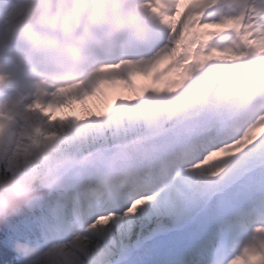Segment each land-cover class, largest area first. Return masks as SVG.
<instances>
[{
  "label": "snow or ice",
  "instance_id": "6c2138e0",
  "mask_svg": "<svg viewBox=\"0 0 264 264\" xmlns=\"http://www.w3.org/2000/svg\"><path fill=\"white\" fill-rule=\"evenodd\" d=\"M154 40L126 45L76 83L26 110H0V177L65 158L97 157L66 173L71 197L44 193L15 218V240L44 253L16 264H118L127 222L175 210L182 189L214 195L215 181L247 177L246 215L264 221V99L238 105L264 85V0H146ZM17 35H20L19 31ZM64 110L79 112L68 115ZM63 113V114H60ZM213 157H220L204 167ZM110 161H124L123 185L86 195ZM229 264H264V223Z\"/></svg>",
  "mask_w": 264,
  "mask_h": 264
},
{
  "label": "clouds",
  "instance_id": "9594fccd",
  "mask_svg": "<svg viewBox=\"0 0 264 264\" xmlns=\"http://www.w3.org/2000/svg\"><path fill=\"white\" fill-rule=\"evenodd\" d=\"M146 0H0V58H5L23 84L24 92L12 107L26 110L25 101L45 98L59 88L83 79L93 61L123 50L126 45L154 40L157 20L144 7ZM19 31L20 35H17ZM0 71V88L9 81ZM250 95L238 105L251 108L264 99V85L252 83ZM9 106L0 104V110ZM97 157L65 158L40 170L0 177V224L33 211L44 193L71 197L66 173L94 167ZM124 161H110L86 195L98 196L115 182L123 185L128 169ZM13 250L29 260L44 256L39 249L17 241ZM43 264H52L45 259Z\"/></svg>",
  "mask_w": 264,
  "mask_h": 264
},
{
  "label": "bare ground",
  "instance_id": "6f19581e",
  "mask_svg": "<svg viewBox=\"0 0 264 264\" xmlns=\"http://www.w3.org/2000/svg\"><path fill=\"white\" fill-rule=\"evenodd\" d=\"M68 115L70 114L68 113ZM219 159L220 157H213L204 167H210ZM226 175L228 176V174ZM214 183L219 184L222 189L214 195L202 193L194 187L182 189L183 195L175 209L183 211L185 205H193L198 215L197 223L190 228L191 236L185 247L178 249L169 245L159 246L166 254V258L162 259L153 250L147 252L146 246L151 241L153 242L162 233H166L172 228L173 218L169 220L163 217H153L152 222L149 220L146 227H141V216H138L134 218L135 221L132 220L129 223L131 224L128 231H131L130 234L122 237L119 249L122 264H168L175 260L188 264L186 258L195 257V254L196 258L201 257L205 264H224L227 258H232L253 233L251 222L247 221L249 218L245 214L251 201L250 204L240 206L244 208L241 212L240 207L221 204L217 202V196L224 191L228 180L227 182L215 181ZM210 203H212V208L209 210ZM184 213L186 214V212ZM240 218L243 220H239ZM225 232L229 234V239L222 237ZM135 252L145 255L136 258L134 257Z\"/></svg>",
  "mask_w": 264,
  "mask_h": 264
},
{
  "label": "rangeland",
  "instance_id": "374dc122",
  "mask_svg": "<svg viewBox=\"0 0 264 264\" xmlns=\"http://www.w3.org/2000/svg\"><path fill=\"white\" fill-rule=\"evenodd\" d=\"M19 97L20 96L16 95L12 101L7 102L6 104L9 107H11L12 104L17 99H19ZM64 111L65 112H69L70 110H64ZM70 115H80V113L78 111L77 112H70ZM230 177L231 178H230V181H229V185H233L236 178L233 179L232 176H231V174H230ZM245 193H246V190L245 189L242 190V191H237V190L234 191V195H236L237 197H239V201L241 203L243 202L242 197H243V195ZM218 200L219 201H222L224 203H229L228 200L225 199L221 195L218 197ZM175 208H176V206H175ZM189 208H192V205H189V206H186L185 207V209L187 210L189 216H191L193 211L191 209H189ZM193 216H196V218H197V215L195 213L192 215L191 218H193ZM153 217H155V218H157V217H163V218H166V219H169V220H171L173 218V226H172V228L168 232L162 233L161 236H159L156 240H154L153 242L151 241L146 246L147 252L150 251V250L151 251L153 250V251H155V253H157L158 256L165 257L164 251L162 249H160L159 246H166V245H170V244H175V245H178V246L184 245V243H182V242H185L187 240L186 237H189V233L187 231V228H185L186 222H187V226H188V218H187V216L184 213H182L181 211H177L175 209L174 211H172L170 213L163 214V215H156V214L143 215L142 214L141 215V218H140V226L141 227H146L147 226V222L149 220L152 222L151 219ZM133 221H135V220L133 219ZM196 221L197 220L195 219L194 220V223L191 224L190 227H192L196 223ZM129 223L130 222H127L124 225L123 229H122L123 236L124 235H129L130 232H131V231L128 232L129 231V227L131 226V224H129ZM174 226H178V227L181 226L184 230H186L185 231L186 233H184V232H174V230L176 229V227H174ZM173 228H175V229L173 230ZM181 235H183V236H181ZM175 241H177L178 244H176ZM120 245H121V243H120ZM157 248L160 249V250H158ZM118 254L120 255V250H119ZM144 255L145 254H140L139 252H135L134 253V257H136V258H140V257H142ZM122 263L123 262L121 260H119L118 264H122Z\"/></svg>",
  "mask_w": 264,
  "mask_h": 264
},
{
  "label": "trees",
  "instance_id": "16d2710c",
  "mask_svg": "<svg viewBox=\"0 0 264 264\" xmlns=\"http://www.w3.org/2000/svg\"><path fill=\"white\" fill-rule=\"evenodd\" d=\"M15 219L10 224H0V252L11 242L16 236L15 230Z\"/></svg>",
  "mask_w": 264,
  "mask_h": 264
}]
</instances>
